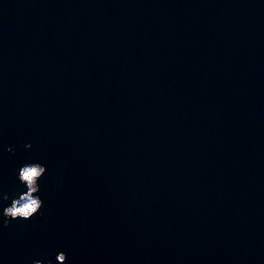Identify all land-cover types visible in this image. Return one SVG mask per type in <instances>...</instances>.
Instances as JSON below:
<instances>
[{"label": "water", "instance_id": "95a60500", "mask_svg": "<svg viewBox=\"0 0 264 264\" xmlns=\"http://www.w3.org/2000/svg\"><path fill=\"white\" fill-rule=\"evenodd\" d=\"M33 159L6 264H264V0H0V190Z\"/></svg>", "mask_w": 264, "mask_h": 264}, {"label": "clouds", "instance_id": "9594fccd", "mask_svg": "<svg viewBox=\"0 0 264 264\" xmlns=\"http://www.w3.org/2000/svg\"><path fill=\"white\" fill-rule=\"evenodd\" d=\"M30 144H25L27 150ZM5 151L11 153L12 147H7ZM47 173L46 164L38 159L24 162L14 170L16 189L10 196L8 192L0 190V229L7 228L10 223L29 222L34 215H40L39 211L44 206V200L40 195V181ZM67 259L63 251L55 255L56 264H65ZM0 264H6L3 258H0ZM31 264H42L40 259H33ZM47 264H52L48 261Z\"/></svg>", "mask_w": 264, "mask_h": 264}]
</instances>
